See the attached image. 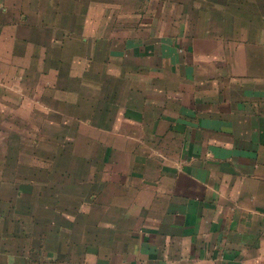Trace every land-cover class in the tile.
<instances>
[{
  "label": "crops",
  "instance_id": "crops-1",
  "mask_svg": "<svg viewBox=\"0 0 264 264\" xmlns=\"http://www.w3.org/2000/svg\"><path fill=\"white\" fill-rule=\"evenodd\" d=\"M47 1L0 0V120L20 101L96 137L51 138L48 168L8 138L0 264H264L263 7H213L189 39L93 34L60 64L82 94L63 93L62 114L40 97L46 46L69 45L46 32L69 30V6ZM239 12L248 18L235 27Z\"/></svg>",
  "mask_w": 264,
  "mask_h": 264
},
{
  "label": "rangeland",
  "instance_id": "rangeland-1",
  "mask_svg": "<svg viewBox=\"0 0 264 264\" xmlns=\"http://www.w3.org/2000/svg\"><path fill=\"white\" fill-rule=\"evenodd\" d=\"M61 2L66 4H62V8L69 6V14H65L67 18L63 14L61 20L66 24L69 23V26H67L69 30L47 31L46 37L51 34L53 39L55 35L54 40L61 39L63 40L62 43L67 38L69 45L66 48L60 47L58 43L46 46L44 52L46 58L43 60L46 66L43 75L46 89L40 98L49 105L54 106L55 104L59 110L61 109L62 114L72 112L71 107L65 104L69 98L68 100L63 98L68 94L62 95L63 93L73 91L70 93L74 95L69 94V97L74 96V98H81L82 95L79 81L76 88L71 89L69 79L60 74L63 72L62 65H65L68 69L69 60H71L69 57L73 59H76L74 56L80 57L85 43L92 39L93 34H98L104 39L109 38L110 40L111 38L129 37L139 38V40L141 38L157 39L161 36H164V38H177L180 36V38L189 39L190 36L199 35L203 32V25L209 22V11L213 7L228 8L231 11H246L249 7L257 6L264 9V0H62ZM52 8L53 3L48 0L46 9L51 10ZM233 16L235 21H231L235 23L234 26L236 27L239 24L236 20L241 21L243 14L239 12ZM246 16L248 18V15ZM246 16H243L244 20ZM50 17L47 16V23ZM85 25H89L86 31L83 29ZM62 27L64 28V25ZM234 34H236V37L242 35L240 30L234 31ZM145 36L147 37L145 38ZM24 65L26 66L27 63H24ZM77 65L78 67H74V70L77 68L80 70V63L78 62ZM54 69L58 70L55 75L49 72ZM34 72H36V68H32L28 73H25V81L30 83L29 87H27L28 84H25V88L28 89L31 96L36 95V98L32 97L31 101L37 104L40 80L35 77L37 74ZM12 101L17 102L16 98H13ZM21 104L19 101L13 107L18 109L10 112V119L0 120V160L5 159V149L2 148H6L8 138H11L9 139L12 142L11 149L16 150L19 146L20 152L22 151L24 155V160L31 167L44 165L45 168H48L49 163L52 162L51 155L48 153L49 150H53V147H50L53 145L51 138H57L56 142L58 143V138H90L93 135L90 126L86 124L76 125L67 120H60L59 116H54L50 112L43 114L35 108L26 109ZM67 107H69L68 110ZM92 137L95 138L96 136ZM43 142L45 143L44 147ZM49 142H51V145H49ZM38 146H40V149L45 150L44 156L41 153L39 156L36 155ZM62 148L64 149V147ZM35 173L38 172L34 171Z\"/></svg>",
  "mask_w": 264,
  "mask_h": 264
}]
</instances>
